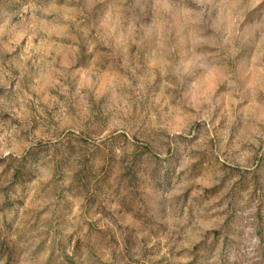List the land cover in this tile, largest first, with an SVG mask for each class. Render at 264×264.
<instances>
[{"label":"rangeland","instance_id":"374dc122","mask_svg":"<svg viewBox=\"0 0 264 264\" xmlns=\"http://www.w3.org/2000/svg\"><path fill=\"white\" fill-rule=\"evenodd\" d=\"M0 264H264V0H0Z\"/></svg>","mask_w":264,"mask_h":264}]
</instances>
